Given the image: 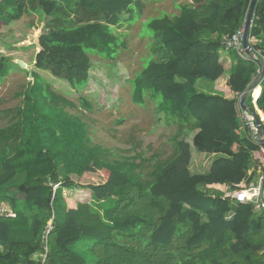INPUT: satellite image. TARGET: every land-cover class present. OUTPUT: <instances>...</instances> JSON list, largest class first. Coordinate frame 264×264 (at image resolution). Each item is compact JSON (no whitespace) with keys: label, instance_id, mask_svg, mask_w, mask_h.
Instances as JSON below:
<instances>
[{"label":"trees","instance_id":"obj_1","mask_svg":"<svg viewBox=\"0 0 264 264\" xmlns=\"http://www.w3.org/2000/svg\"><path fill=\"white\" fill-rule=\"evenodd\" d=\"M251 3L194 0L179 5L177 15L143 23L153 50L131 80L132 101L144 104L149 96L178 126L171 154L149 170L137 159H109L111 151L90 145L85 122L68 111L92 108L81 94L91 79L90 54L113 58L125 47L114 28L134 24L145 2L0 0V23L34 14L44 21L31 72L0 52V81L15 69L32 74L21 105L3 112L8 121L0 127V207L15 213H0V264H40L33 256L46 246L44 264H264V211L202 190L246 180L253 152L264 146L248 130L238 133L240 109L255 110L251 93L240 105L252 85L261 86L256 103L264 112V0L254 3L245 57L223 46L244 25ZM227 73L230 96L199 89ZM47 74L79 93L80 105ZM193 149L216 157L194 171ZM95 164L107 177L80 187L74 178L99 169ZM63 189L75 191L73 207L64 204Z\"/></svg>","mask_w":264,"mask_h":264},{"label":"rangeland","instance_id":"obj_2","mask_svg":"<svg viewBox=\"0 0 264 264\" xmlns=\"http://www.w3.org/2000/svg\"><path fill=\"white\" fill-rule=\"evenodd\" d=\"M143 1L145 9L134 24L129 25L125 22L114 28L117 36L124 38L126 46L120 49L113 58L90 54L93 62L91 79L81 94L92 108L78 106L76 109L69 108L68 111L81 117L85 122L90 145H100L111 151L109 159H137L151 170L157 160L166 159L171 154V138L176 134L178 126L175 122L168 123L165 120L164 113L157 111L155 101L150 100L149 96H146L144 104H136L132 101L131 80L142 70L146 58L153 50L152 38L144 32L143 23L164 13L170 16L177 15L179 5L192 4L194 0ZM43 26L44 21L36 14L26 15L9 25L0 23V52L16 63L25 62L28 66L23 69L26 71H30L28 67H32L33 70L35 55L40 51L39 37L43 32ZM217 37L220 36L217 35ZM230 51L232 53V50L226 52ZM262 70H259L260 73ZM26 71L15 69L0 81V127L8 121V117L3 112L21 105L22 98L19 93L25 89L28 81H32V77L28 76ZM46 77L58 92L80 105V94L73 90L66 81L50 74ZM225 80L226 74L213 84V92L230 96ZM202 83L200 82L199 85L203 86ZM249 116L254 119L252 114ZM215 157L204 155L193 149L191 167L194 171L204 170ZM253 160L252 166L257 167V170L254 171L251 167L246 179L251 175L253 181L250 179V182L256 184L259 173H261L258 168L260 158L257 159L259 162L255 156ZM95 166L98 167L96 164ZM98 168L91 169L80 178L75 177V181L84 189L94 184L95 179L102 182L108 173L105 169ZM242 183L243 181L237 185L230 184V186L225 183L220 187H225V190L232 195L250 186L248 182L241 185ZM67 192L63 189L64 204L73 205L75 200L72 199L73 201L69 202L67 198L69 199L70 196H64ZM233 198L238 202L235 197ZM90 204L93 209L102 211L98 201L93 200ZM5 207H8L7 204L0 207L2 212L7 211V215L10 214L9 216L13 217L14 214L15 216L12 208Z\"/></svg>","mask_w":264,"mask_h":264},{"label":"built area","instance_id":"obj_3","mask_svg":"<svg viewBox=\"0 0 264 264\" xmlns=\"http://www.w3.org/2000/svg\"><path fill=\"white\" fill-rule=\"evenodd\" d=\"M244 33H245V23L244 25L233 35H229L226 36L224 41H223V46L227 49V50H237L238 53L245 57V53L243 52L244 50V46H243V39H244ZM257 86H260V84H258ZM254 89H256V87ZM253 97V94H252ZM259 97V95L257 97H255V101L257 100V98ZM254 112L253 113H249L248 111L244 110V109H240V115H241V120L243 123V127H244V131H249V135L251 137V139L256 143L261 145V141L263 140V135L261 133V128H260V124L262 125L264 123V114H259V109L254 107ZM249 114H252L254 119H251V117L249 116ZM257 119L259 120V124L257 122ZM260 151H256L255 152V158L256 160L258 158H260V165L258 166V168L260 169L259 173V177H258V182L255 183H251L249 187L245 188V189H240L239 191H236L234 194H232V197H235L239 202H251L254 205V208L258 211H264V146H262L260 149ZM260 155V157H259ZM61 183H57L53 186V190L54 192H56V190L60 187ZM68 192L65 194L66 196H72L74 194V190H68L65 189ZM230 194H228L229 196ZM7 210V209H6ZM0 213H6L2 212L0 209ZM9 214V213H8ZM10 215V214H9ZM7 215V216H9ZM14 217V214H13ZM54 221V216L52 218V220L50 221L51 224L49 225V230L52 227ZM48 255V247H45V250L42 252H38L34 255V259L37 260L40 264H44L46 258Z\"/></svg>","mask_w":264,"mask_h":264},{"label":"crops","instance_id":"obj_4","mask_svg":"<svg viewBox=\"0 0 264 264\" xmlns=\"http://www.w3.org/2000/svg\"><path fill=\"white\" fill-rule=\"evenodd\" d=\"M226 57H228V60L230 59V57H229V55H227ZM230 63H231V60L229 61V65H227V68L229 69V66H230ZM227 78H228V73L226 74V80H225V82L227 81ZM219 80H221V79H219ZM219 80H217L216 82H218ZM203 84V86L200 84L199 85V89H202V90H206L207 92H211V93H216V92H213V83L211 84V83H202ZM201 86V87H200ZM229 90V89H228ZM260 92H261V86H260ZM259 95H260V93H259ZM253 103H254V107L256 108V106H257V103H256V101H255V97L253 98ZM240 105H241V101H240ZM257 108L259 109V107L257 106ZM263 113L264 114V112L261 110L260 111V109H259V114L260 113ZM239 120H240V122H241V127L239 128V130H238V133H243V132H245L244 131V127H243V123H242V120H241V115L239 116ZM233 149H235L234 147H233ZM255 152L256 151H254L253 152V157L255 156ZM202 154H204V155H206V153H202ZM208 155H214V156H216L215 154H208ZM214 160V159H213ZM212 160V161H213ZM212 161L207 165V167H209V165L212 163ZM258 161V160H257ZM259 165H260V163H259ZM206 167V168H207ZM205 168V169H206ZM253 168V170L255 171V170H257V168H255V166H253L252 167ZM204 169V170H205ZM201 171H203V170H201ZM250 172L248 171V174H249ZM252 176L251 175H249V181H250V178H251ZM251 181H253V178H252V180ZM244 182H247V179L246 180H243V183L241 184V185H243L244 184ZM248 183H250L251 184V182H248ZM221 185H223V184H221ZM221 185H219V184H217V185H213V184H211V185H208L207 187H203V191H208L209 192V194H213V190L214 191H222L223 192V194H224V196L225 197H229L230 199H232V200H234L235 202H237L232 196H231V193L230 192H228L227 190H225V187L224 188H221L220 186ZM228 194H230L229 196H228ZM66 196V195H65ZM67 200H69V202L70 201H73L72 200V197H69V199L67 198ZM74 202V201H73ZM239 202V201H238ZM68 205H69V207H73L74 205H75V202H74V204L73 205H70L69 203H68ZM262 212V211H261ZM36 254V253H35ZM34 254V255H35ZM33 258H34V256H33Z\"/></svg>","mask_w":264,"mask_h":264},{"label":"water","instance_id":"obj_5","mask_svg":"<svg viewBox=\"0 0 264 264\" xmlns=\"http://www.w3.org/2000/svg\"><path fill=\"white\" fill-rule=\"evenodd\" d=\"M256 0H252V3H251V8H250V11H249V14L246 18V21H245V33H244V39H243V46H244V49H248L249 47V41H248V37H249V29H250V25H251V19H252V14H253V8H254V3H255ZM39 47H40V51L42 49L41 45L39 44ZM18 63L20 64V66L22 68H26L28 65L23 62V61H18ZM30 72L32 71V67H28ZM264 75V67H263V70H262V74H261V77ZM32 77V74L31 76ZM260 77V78H261ZM255 87V85H252V87H249V89L246 91L245 93V96L243 97V99L241 100V105H244V102L247 98V96L249 95V93L252 91V89ZM257 122L258 124L260 123L259 120L257 119ZM260 128H261V124H260ZM261 133H262V130H261Z\"/></svg>","mask_w":264,"mask_h":264},{"label":"bare ground","instance_id":"obj_6","mask_svg":"<svg viewBox=\"0 0 264 264\" xmlns=\"http://www.w3.org/2000/svg\"><path fill=\"white\" fill-rule=\"evenodd\" d=\"M250 87H252V86H250ZM251 93L254 94V97H257L260 93V86H257L256 89L253 88ZM261 130H262V126H261ZM262 133H263V130H262ZM263 140H264V136H263Z\"/></svg>","mask_w":264,"mask_h":264},{"label":"clouds","instance_id":"obj_7","mask_svg":"<svg viewBox=\"0 0 264 264\" xmlns=\"http://www.w3.org/2000/svg\"><path fill=\"white\" fill-rule=\"evenodd\" d=\"M257 86V85H256ZM255 88V87H254ZM251 93V92H250Z\"/></svg>","mask_w":264,"mask_h":264}]
</instances>
